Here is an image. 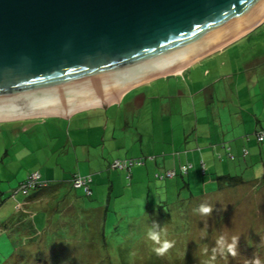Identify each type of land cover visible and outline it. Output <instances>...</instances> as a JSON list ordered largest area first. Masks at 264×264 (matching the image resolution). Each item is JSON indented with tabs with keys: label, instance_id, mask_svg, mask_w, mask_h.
<instances>
[{
	"label": "trees",
	"instance_id": "trees-1",
	"mask_svg": "<svg viewBox=\"0 0 264 264\" xmlns=\"http://www.w3.org/2000/svg\"><path fill=\"white\" fill-rule=\"evenodd\" d=\"M254 38L255 36L249 37L240 45L229 49L225 54L208 59V62L215 59L213 62L214 74H209L207 69L202 70L203 65L207 62L205 61L187 69L180 76H168L156 79L148 85H142L126 96L119 105L104 110L102 108L81 112L68 120L49 117L34 119L36 122H32L34 120L31 119L7 124L8 126L13 125L10 132L15 134L16 140L12 145H15V148L20 146L23 150L21 154L13 153L20 160L32 155L28 145H31L33 135L31 136L30 133L36 129L35 125H38L40 129L50 127L53 131L57 126L55 134L58 131L59 134L63 133L64 135L52 144L49 154L45 153L40 157L35 165V171L27 173L23 169L22 173L15 174H18L17 180L15 179L17 186L11 188L9 202L6 203L7 207L11 205L9 210L12 212L14 209L16 215L22 213L24 216L26 215L25 218L33 219L35 214L42 213V209L40 205H34L38 211H33L34 213L26 211L23 204L28 197L34 198L36 195L45 194L50 202L47 203V207L57 208L58 206L52 203L51 198L58 200L57 203L60 204L61 200L66 197V193L74 198L71 193L81 191L80 196L75 198L82 201V206L75 205L73 199H68L67 196L64 199L67 204L62 205L57 216L72 214L75 206L83 212H92L93 209L85 210V202L93 201V190L98 195L105 189V193H107L104 197L109 200L117 187L123 188L125 191L127 189L133 191L134 187H142V190H146L144 189L146 187L148 188L146 190L148 202L153 198L151 204L160 205V208L161 205L166 204L170 212L178 218L180 215L186 217L192 209H198L196 202L200 199H206V205L213 209L211 214L203 215L207 221L215 218H217L216 222L221 221V218L228 215L237 218L238 213L236 212L232 215H225L222 212L219 213L218 209L222 208L224 204L226 206L232 197L237 204L239 188L246 186L244 190H249L251 197L255 198L253 199L255 203L257 196L264 197V111L257 112V114L252 113V110L258 108L259 105L260 108H264L263 101L259 99L260 93L264 92V72L256 73L255 71L253 81L258 83L257 86L242 82L247 77L246 71H248L244 69V64L255 60L258 54L256 53L257 49L251 46ZM232 50H237L239 58L230 57ZM251 51L255 52L253 58L248 55ZM228 58L229 60H227ZM225 64L228 66L227 68ZM225 71L230 75L229 77L224 74ZM209 75H211V81L207 85L201 78ZM224 78L231 81V86L240 89L238 96H242L249 104V107H246V105L234 101L233 106L236 107V110L228 112L227 116L230 121L225 126L221 122L219 111L222 107H220V100H224L222 98L227 90L224 87L226 82L222 83ZM209 85L210 89L207 87ZM225 95L228 98L231 97L229 94ZM135 99H140V102L134 108L131 104ZM129 101H131L130 106L128 105ZM251 101L256 106H252ZM223 112L225 113L226 110L224 109ZM92 119H97L99 133L97 143L94 146H89L93 147L91 152L85 142L77 143V139L73 140L71 132L72 130L79 132L81 127L88 125ZM15 123L19 126H16ZM23 128H25L24 131ZM27 135L29 137H26ZM207 156L211 165L207 163ZM60 157L63 159L61 160ZM10 159L12 158L10 157ZM59 159L63 162L74 163L73 170L64 169ZM9 163L11 162L9 161ZM40 163L41 171L38 167ZM68 173L72 175L69 180H67ZM20 178L22 180H19ZM145 180H149V182L147 183ZM150 180L153 181L152 187L149 185ZM64 182L66 183L65 188L61 189ZM154 193L157 195L156 198ZM256 205L258 207V204ZM38 206L40 209L37 208ZM190 206L192 209H189ZM2 207L3 200L0 192V208L2 209ZM97 207L100 210L103 205ZM9 218H12V213L9 214ZM196 218L186 219V223H190ZM96 220L100 223L101 217ZM104 220H106V216ZM23 221L25 222V220L19 219L16 222L24 224ZM91 221L93 222L94 218ZM7 223L0 227V231H6ZM142 223H147V227L144 229L148 232L155 229L159 220L152 219L151 216L145 222H137L138 226L143 225ZM60 224L62 227L63 218ZM35 225L37 233L41 234L37 229V223ZM160 225L162 226L161 223ZM221 226L219 229L216 228L218 232H229L227 233L229 234L228 238L232 236L230 229L225 230L224 225L221 224ZM188 227L190 232L191 228H194L190 225ZM15 228L12 225L7 230H10L12 234V230ZM144 229L139 227L140 231L134 230L133 233L138 235L144 232L142 231ZM85 236L83 229L79 239L80 243L85 241ZM167 239L170 242L174 241L173 247L176 246L175 240L168 237L167 234L162 241ZM74 241L78 242L77 237L74 238ZM86 242L88 241L86 240ZM189 242L191 243L188 244L185 259L190 263L192 259L188 253L192 248L197 247L198 243L194 242V237L189 239ZM212 242L217 245L215 241L212 240ZM173 247L169 250H172ZM259 248L262 249L260 246ZM225 249L219 253L223 254V260L225 253L228 254ZM262 253H264L263 249L259 251V255ZM34 255L37 254L34 253L32 256ZM257 260L260 264H264V259H255V261ZM90 262L93 263V260ZM76 264L81 263L78 261Z\"/></svg>",
	"mask_w": 264,
	"mask_h": 264
},
{
	"label": "water",
	"instance_id": "water-1",
	"mask_svg": "<svg viewBox=\"0 0 264 264\" xmlns=\"http://www.w3.org/2000/svg\"><path fill=\"white\" fill-rule=\"evenodd\" d=\"M264 22V0H0V122L106 109Z\"/></svg>",
	"mask_w": 264,
	"mask_h": 264
},
{
	"label": "rangeland",
	"instance_id": "rangeland-1",
	"mask_svg": "<svg viewBox=\"0 0 264 264\" xmlns=\"http://www.w3.org/2000/svg\"><path fill=\"white\" fill-rule=\"evenodd\" d=\"M248 34H250V32L235 40L233 43L242 38H249ZM251 46L257 49L256 53L264 56V27L261 29L260 34L252 40ZM220 50H222V48ZM220 50L213 54L221 52ZM238 54L237 50H232L230 57L239 58ZM248 55L253 58L255 52L251 51ZM227 60H229V58ZM214 61L215 59H211L209 62L207 61L205 65H203L204 67L202 70L207 69L209 74H214ZM227 67L226 65V68ZM227 71H225L224 74L229 77L230 75ZM172 76L177 75H171L169 77ZM210 78L211 75L201 79L208 85L209 81H211ZM227 78L222 80V83L226 82L224 87L227 90L224 92V98H222L224 100H220V107H222L221 110H219L223 126L230 121L227 116L228 112L236 110V107L233 106L234 101L249 107V104L246 103L247 101L242 96H238L240 89L231 86V81H228ZM207 87L210 89V85ZM136 88L129 90L125 95H130ZM225 94H229L231 97L228 98ZM121 99H123V96L120 100ZM136 102L138 104L140 99ZM260 107L259 105L258 108ZM258 108L252 110V113L257 114V112H260ZM224 109L226 110L225 113L223 112ZM32 122L36 121L34 120ZM7 124L14 123L7 121L4 124H0V192L3 200V207L2 209L0 208V227L8 222L7 227H5L7 232L4 230L0 231V264H76L78 261L81 264H239L238 262L240 261L242 262L241 264H253L257 258L264 259V253L259 255V251L262 249L264 250V197L261 195L257 196V202L255 203L253 200L255 198L251 197L249 190H244L246 186H244V188H239L237 204L232 197V200H229L226 206L224 204L222 208L219 207L218 209L219 213L222 212L225 215H232V213L236 212L238 213L236 215L237 218L228 215L223 219L221 218V221L216 222L217 218H215L214 220H208V222L205 216L199 215L191 206L189 209L191 208L192 210L188 212L186 217L180 215L178 218L170 212L166 204L161 205L162 207L160 208V205L154 206L151 204L153 198L148 202V200H146V190H148V188L145 186L144 189L146 190H142V187H134L133 191L132 189H127V191H125L123 188L117 187L112 192L109 200L104 197L107 193H105V189L100 191L98 195L93 190V201L91 203L85 202V210L93 209L91 210L92 212H83V210H79L75 206L72 214L60 215L58 217V210L62 209V205L67 204L64 199L68 195L66 193V197L61 200L60 204L57 203L58 200L51 198L52 203L58 206L57 208H48L43 205L41 207L42 213L35 214L33 219L29 218V222H31L32 225L33 221L35 224L37 223V229L41 232L39 237H34L35 233L30 232L29 234L32 238L25 239L23 237L24 235H21L22 231L20 227L13 229L11 234L10 230L7 229H10L12 225H14V222L24 216L22 213L16 215L14 209L11 212L9 210L11 209V205L7 207L11 188L17 186V182L15 181V179L17 180V175L24 170H26L27 173L35 171V165L38 163L40 157L45 155V153L49 154L52 144L58 139L60 140L64 135L63 133L59 134L58 131L57 134H55L57 126L53 131L50 127L40 129L38 125H35L34 127L36 129L30 133L31 136L33 135L31 145H28L29 150L32 151V156L20 160L19 157L13 155V153L21 154L23 150L20 146L15 148V145H12L13 141L16 140L15 134L10 132V128H13V125L8 126ZM16 126L19 125L16 124ZM98 126L99 123L97 119H92L88 125L81 127L79 132H74V130H72V139H77V143L85 142L87 148L91 149L92 152L93 147L90 148L89 146H94L95 143H97L99 133ZM26 137H29V135ZM10 157L12 159H10ZM61 160L60 163H62L64 169L68 171L73 170L74 163L70 161L69 163L67 161L63 162ZM9 161L11 163H9ZM207 163L211 165L208 156ZM17 172L18 174L15 175ZM71 176L72 175L68 173L67 180H69ZM145 182L148 183L149 180H145ZM65 185L66 183L64 182L61 189L65 188ZM149 185L152 187V180H150ZM80 194L81 191H76L73 194L71 193L74 198L69 195L68 199H73L75 205L79 204V206H82V201L79 198H75L80 196ZM156 196L157 195L154 193L155 198ZM39 201L37 202L38 205L43 202L42 200ZM196 203L198 204L196 208H199V204H206L207 201L206 199H200ZM101 204L103 208L99 210L97 206H101ZM239 204L243 207H240L241 205ZM256 204H258V207ZM224 206L225 209H223ZM35 208L36 207L33 206L29 211H38ZM37 208L40 209L39 206ZM11 213L12 218H9V214ZM104 215L106 216V220H104ZM151 216L152 219L157 218L159 220V224L153 231L160 234L161 243H163L162 239L166 234L176 242V246L173 247L172 250L168 249L162 256L157 255L153 251L154 247H159L160 245H157L155 242L150 243L151 241L147 237V231L144 229L147 227V223H142L143 225L141 226L137 224V222L147 221ZM99 217H101L100 223L96 220ZM193 217L197 218L191 222L189 221L190 223H186V219L190 220ZM62 218L63 224L61 227L60 222ZM93 218L94 221L92 222L91 219ZM82 222L84 223L82 224ZM221 224L224 225L225 230L230 229L232 236L228 238L229 234L227 233L229 232H218ZM21 225L24 226L25 224ZM188 225L194 227L191 228V232L189 231ZM139 227L144 229L142 230L144 232L138 235L134 234V230L140 231L138 230ZM221 228H223V226H221ZM83 229L86 234L84 238L85 241L83 240L84 242L80 243L79 239L83 233ZM26 230H28V228ZM237 233L239 235L235 236L234 234ZM218 235L223 236L228 243H231L233 237H237L235 256L225 253V258L224 260L222 259L223 254H219L221 250L218 245L212 242L213 240L217 243V240L220 238ZM75 236L78 242L74 241V238H76ZM193 237L194 242H197L198 245L192 248L191 252L188 253L192 259L189 263L188 260L185 259V254L188 251V244L191 243L189 239H193ZM86 240L88 242H86ZM259 246L262 249H260ZM225 250L227 251V249ZM34 253L37 255L32 256ZM92 260L93 263L90 262Z\"/></svg>",
	"mask_w": 264,
	"mask_h": 264
},
{
	"label": "crops",
	"instance_id": "crops-1",
	"mask_svg": "<svg viewBox=\"0 0 264 264\" xmlns=\"http://www.w3.org/2000/svg\"><path fill=\"white\" fill-rule=\"evenodd\" d=\"M264 27V22L263 23H261L259 26H257L256 28H254V29H252L251 31H250V34H248L249 35V37H252V36H257V35H259L260 34V31H261V29ZM247 35V36H248ZM245 36V35H244ZM244 38H242V39H240V40H238V41H236L235 43H231L229 46H227V47H225V48H222V50H220L221 52H217V53H215V54H211V55H209V56H207V57H205L204 59H202V60H200V61H198V62H196L195 64H193V65H191L190 67H188L187 69L189 70L191 67H194L195 65H199V64H201V63H203V62H205V61H207L208 59H210V58H213V57H216L217 55H223V54H225L229 49H231V48H233V47H235V46H237V45H240V43H242L244 40H243ZM231 65H232V62H231ZM187 69H185V70H187ZM244 69H246V70H248V71H246L247 73V77H245L243 80H242V82L243 83H246V84H252V86L253 85H255V86H257L258 85V83L256 84V83H254V73H255V71H256V73L258 72V73H262V72H264V56L262 55V54H257V56H256V58H255V60H252V61H250L248 64H244ZM184 70V71H185ZM184 73V72H183ZM252 74V75H251ZM171 76V75H170ZM167 77V76H166ZM164 78V77H163ZM160 79V78H159ZM152 82V81H151ZM151 82H148V83H146V84H144V85H148V84H150ZM142 86V85H141ZM264 87V86H263ZM129 92V91H128ZM129 95V94H128ZM128 95H124L123 96V99L126 97V96H128ZM123 99H121V100H119L118 101V103L117 104H115V105H119L120 104V102L123 100ZM259 99L260 100H262L263 101V103H264V92H262V93H260V95H259ZM137 100L135 99L134 101H133V103L131 104V101H129L128 102V105L130 106V104L131 105H133L134 106V108L135 107H137V102H136ZM251 103H252V101H251ZM139 104V103H138ZM253 105L252 106H256V104H254V103H252ZM112 106H114V105H112ZM111 107V106H110ZM263 107V106H262ZM96 109H102V108H89V109H86V110H82V111H78V112H75L73 115H71L69 118H71V117H73L74 115H76V114H79V113H81V112H87V111H90V110H96ZM107 109V108H106ZM260 109V111H264L263 109L264 108H259ZM58 118V119H62V120H68V119H64V118H62V117H58V116H52V118ZM42 118H49V117H42ZM34 119V118H33ZM27 120H31V119H21V120H13V121H10V122H17V121H27ZM4 122H7V121H4ZM30 126V125H29ZM23 131L25 130V128H23L22 129ZM263 153V150L261 151V154ZM32 156V155H31ZM39 170L41 171V167H42V165H41V163L39 164ZM22 177H23V175H22ZM19 180H22V178H20ZM245 197V196H244ZM43 201L42 203L43 204H40V206L42 207L44 204L47 206V203H50V202H48L49 200H48V198H47V196L44 194V195H41V196H35L34 198L33 197H28L27 198V200L25 199L24 200V204H23V208L26 210V211H28V210H30L31 209V207H33L34 205H38V201ZM39 201V202H40ZM26 216V215H25ZM25 216H22L20 219H23V220H25V222H24V226L23 225H21V223L20 222H14V227H20V229H21V235L26 239V238H32V236L29 234L30 232H33V233H35V236L34 237H36V236H39V234L37 233V230H36V225H35V222L33 221V225H32V223L31 222H29V219H27V217L25 218ZM27 225V226H26ZM28 228V230H26ZM26 232V233H25ZM33 237V238H34Z\"/></svg>",
	"mask_w": 264,
	"mask_h": 264
},
{
	"label": "clouds",
	"instance_id": "clouds-1",
	"mask_svg": "<svg viewBox=\"0 0 264 264\" xmlns=\"http://www.w3.org/2000/svg\"><path fill=\"white\" fill-rule=\"evenodd\" d=\"M194 211H197L198 213H200L201 215H209L212 213L213 209L211 206L206 205V204H201L199 206L198 209H195ZM147 237L149 240L155 242L157 245H160L159 247H154L153 251L157 254V255H164L165 252H167V250L171 247H173L174 245V241H163V243H161L160 240V234L158 232L155 231H151L149 230L147 232ZM236 244H237V237H233L231 243H228L223 236H221L218 240H217V245L219 247V249L221 251H223L225 248L227 249V252L232 255L235 256L236 255ZM214 259V257H213ZM255 264H260L259 260L255 261Z\"/></svg>",
	"mask_w": 264,
	"mask_h": 264
}]
</instances>
